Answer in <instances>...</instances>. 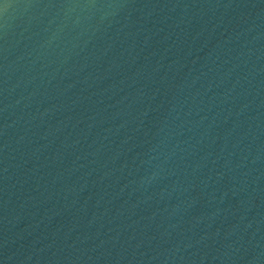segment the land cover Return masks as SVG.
Returning <instances> with one entry per match:
<instances>
[{"label":"water","instance_id":"1","mask_svg":"<svg viewBox=\"0 0 264 264\" xmlns=\"http://www.w3.org/2000/svg\"><path fill=\"white\" fill-rule=\"evenodd\" d=\"M0 264H264V0H0Z\"/></svg>","mask_w":264,"mask_h":264}]
</instances>
